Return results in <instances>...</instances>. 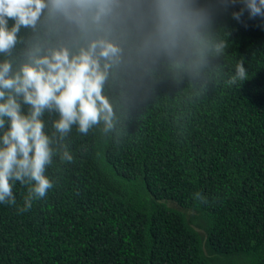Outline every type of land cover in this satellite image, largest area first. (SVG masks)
I'll list each match as a JSON object with an SVG mask.
<instances>
[{
  "label": "trees",
  "instance_id": "1",
  "mask_svg": "<svg viewBox=\"0 0 264 264\" xmlns=\"http://www.w3.org/2000/svg\"><path fill=\"white\" fill-rule=\"evenodd\" d=\"M198 3L225 54L195 83L161 65L146 88L115 94L106 134L73 126L60 143L74 160L54 157L47 195L18 213L16 181V205L0 203V264H264V17L235 19L243 0ZM241 59L249 78L226 85ZM56 118L45 114L50 134Z\"/></svg>",
  "mask_w": 264,
  "mask_h": 264
},
{
  "label": "clouds",
  "instance_id": "2",
  "mask_svg": "<svg viewBox=\"0 0 264 264\" xmlns=\"http://www.w3.org/2000/svg\"><path fill=\"white\" fill-rule=\"evenodd\" d=\"M243 5L235 19L245 10L264 17V0ZM227 47L198 0H0V203L16 205V181L27 186L18 213L44 198L54 157L74 160L60 142L73 126L83 136L100 125L110 132L115 94L146 88L161 65L176 83L185 76L195 83ZM229 71L226 85L249 78L242 59ZM46 113L57 114L52 134Z\"/></svg>",
  "mask_w": 264,
  "mask_h": 264
}]
</instances>
